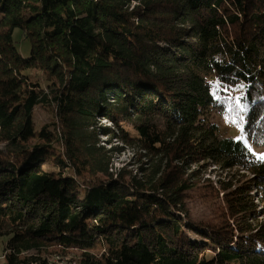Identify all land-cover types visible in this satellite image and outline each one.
I'll return each instance as SVG.
<instances>
[{
    "label": "trees",
    "instance_id": "16d2710c",
    "mask_svg": "<svg viewBox=\"0 0 264 264\" xmlns=\"http://www.w3.org/2000/svg\"><path fill=\"white\" fill-rule=\"evenodd\" d=\"M233 116L264 147V0H0L3 264H264V160ZM100 136L142 151L141 175ZM209 166L240 175L200 227Z\"/></svg>",
    "mask_w": 264,
    "mask_h": 264
},
{
    "label": "rangeland",
    "instance_id": "374dc122",
    "mask_svg": "<svg viewBox=\"0 0 264 264\" xmlns=\"http://www.w3.org/2000/svg\"><path fill=\"white\" fill-rule=\"evenodd\" d=\"M22 35V34H21ZM20 35V31H15V39L17 41V46L21 53L28 57L31 52V45L27 39H22ZM33 80H39L41 83L45 84L41 73L39 71H34ZM233 114V109H229ZM35 120L37 122V126L40 127L41 125L50 123L52 120L51 112L48 109H44L42 107L35 108ZM231 121V129H230V135H232L234 138H241L243 139L252 152H254L258 157L264 156V147H256L252 144H250L245 137V135L242 132V126H243V120H240L236 116H233ZM100 124L103 125H112V122L100 119ZM235 120V122H233ZM240 120V121H239ZM225 122L228 121V119H224ZM239 121V122H238ZM154 122L156 125L164 126V120L162 117L157 116L154 119ZM238 123V124H237ZM130 126V123H128ZM237 124V125H234ZM113 127V126H112ZM132 133H135L133 130H131ZM102 144H105L106 147L110 148L113 146H120L122 150L116 152V154L113 157L112 164H113V170L116 172H119L120 169H126V171L130 172L132 175H141V167L146 166V162L148 161V158L144 156V153L137 148H131L127 146L123 142L116 141L117 139L114 138L111 140V138L106 139V136H100ZM192 169L197 168L195 165L191 166ZM200 172V185L202 184V188H200L199 191H194L189 195V198L186 199V205L190 213L191 219L200 227L207 226L208 224H211L213 222L221 221L223 216L222 214L226 212V204L223 199V193L218 192L220 190L219 181L221 179L230 180L232 177H235L234 182L238 184V172L235 170L233 171H225L222 169H219L215 166H209L207 169H197ZM241 173V172H239ZM246 175H249V173H246ZM251 175V174H250ZM207 183L210 184L211 187H215L217 190L212 191V189L207 186L203 187V184ZM198 189V188H196ZM219 193V194H217ZM191 238L197 239L201 241L203 239L202 235L195 234L196 232H193L191 230L187 231ZM0 256H2L0 254ZM1 264H3V257L1 258ZM52 260L54 262H59L58 257L54 256L52 257Z\"/></svg>",
    "mask_w": 264,
    "mask_h": 264
},
{
    "label": "snow or ice",
    "instance_id": "6c2138e0",
    "mask_svg": "<svg viewBox=\"0 0 264 264\" xmlns=\"http://www.w3.org/2000/svg\"><path fill=\"white\" fill-rule=\"evenodd\" d=\"M233 122H235V120ZM242 131H245V129L242 128ZM260 159L264 160V156H261Z\"/></svg>",
    "mask_w": 264,
    "mask_h": 264
},
{
    "label": "built area",
    "instance_id": "2783aa9c",
    "mask_svg": "<svg viewBox=\"0 0 264 264\" xmlns=\"http://www.w3.org/2000/svg\"><path fill=\"white\" fill-rule=\"evenodd\" d=\"M1 258H2V256H0V262H1V260H2ZM72 264H76V263L74 262V263H72Z\"/></svg>",
    "mask_w": 264,
    "mask_h": 264
}]
</instances>
